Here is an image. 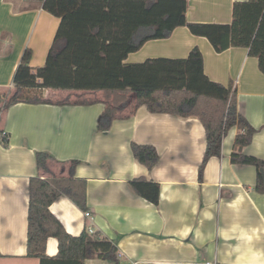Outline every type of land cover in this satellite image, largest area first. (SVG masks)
Returning a JSON list of instances; mask_svg holds the SVG:
<instances>
[{"label": "crops", "instance_id": "1", "mask_svg": "<svg viewBox=\"0 0 264 264\" xmlns=\"http://www.w3.org/2000/svg\"><path fill=\"white\" fill-rule=\"evenodd\" d=\"M186 1L189 23L231 25L234 4L249 0ZM60 23L44 3L0 0V96L14 94V76L27 53L32 68L46 64ZM195 48L207 77L233 87L238 112L257 130L243 153L264 160V74L248 49L219 53L208 39L180 27L167 39L147 42L126 62L187 59ZM40 97L43 103H17L1 118L0 131L10 139L8 147L0 144V264H40L27 256L29 185L35 177L86 181L88 212L66 196L50 211L71 236L92 229L112 241L118 264H264V194L253 190L255 167L231 162L237 127L200 180L207 137L199 118L135 110L129 90H43ZM109 109L115 118L101 132L99 120ZM133 143L157 150L153 169L135 159ZM37 153L52 159L39 168ZM136 179L160 185L158 206L131 190ZM58 248L57 239H48L47 256L55 257ZM84 264L114 263L94 258Z\"/></svg>", "mask_w": 264, "mask_h": 264}, {"label": "trees", "instance_id": "2", "mask_svg": "<svg viewBox=\"0 0 264 264\" xmlns=\"http://www.w3.org/2000/svg\"><path fill=\"white\" fill-rule=\"evenodd\" d=\"M44 3L45 9L61 18L46 64L34 69L27 53L18 66L14 94L4 109L17 103H43V90L131 91L135 110L146 107L151 113L171 114L183 118L197 117L207 137V148L200 167V180L212 158H221L223 139L237 127L231 162L257 170L253 190L264 194V160L243 153L257 130L238 112L237 93L233 87L211 81L204 72L201 51L195 48L187 59H151L129 64L130 54L147 42L169 38L180 27L209 40L219 53L231 47L249 50L259 61L264 74V0L237 2L231 25L189 23L186 0H26ZM2 96V95H1ZM0 96V98H1ZM112 112V113H111ZM115 118L107 110L100 118L98 130H110ZM9 134L0 131V144L9 145ZM135 159L153 169L159 154L152 146L131 145ZM42 168L52 157L36 154ZM73 166L76 163H72ZM139 197L158 206L160 185L136 179L129 183ZM61 196L68 197L81 211L88 212L86 181L76 178L35 177L29 185L27 256L40 264H84L94 258L118 264L117 247L108 238L84 231L80 236L68 234L50 207ZM55 238L59 252L46 254L47 241Z\"/></svg>", "mask_w": 264, "mask_h": 264}, {"label": "rangeland", "instance_id": "3", "mask_svg": "<svg viewBox=\"0 0 264 264\" xmlns=\"http://www.w3.org/2000/svg\"><path fill=\"white\" fill-rule=\"evenodd\" d=\"M10 95H7V92H4L0 98V127L2 126L1 118L2 114H4V108L6 107V104L9 102ZM77 98V96H76ZM75 97L73 98V101L76 99ZM69 99V98H68ZM78 99V98H77ZM67 101V99H66Z\"/></svg>", "mask_w": 264, "mask_h": 264}, {"label": "built area", "instance_id": "4", "mask_svg": "<svg viewBox=\"0 0 264 264\" xmlns=\"http://www.w3.org/2000/svg\"><path fill=\"white\" fill-rule=\"evenodd\" d=\"M87 218H90L91 215L89 213H87ZM89 233L90 234H94V231L92 229L89 230ZM188 264H218L217 260H210V261H205V262H202V263H188Z\"/></svg>", "mask_w": 264, "mask_h": 264}]
</instances>
